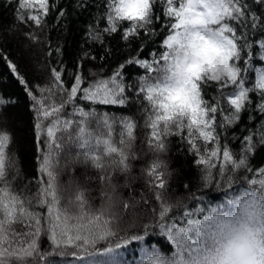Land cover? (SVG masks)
Wrapping results in <instances>:
<instances>
[{
	"label": "snow or ice",
	"instance_id": "1",
	"mask_svg": "<svg viewBox=\"0 0 264 264\" xmlns=\"http://www.w3.org/2000/svg\"><path fill=\"white\" fill-rule=\"evenodd\" d=\"M3 2L31 44L51 13L60 27L70 15L57 0ZM73 11L88 16L84 43L103 48L98 70H84L97 61L87 48L71 70L34 61L37 80L4 58L31 114L35 175L10 124L17 102L0 92V264H264V165L252 163L264 150V0H73ZM118 33L137 49L105 73ZM172 138L197 175L181 197Z\"/></svg>",
	"mask_w": 264,
	"mask_h": 264
},
{
	"label": "trees",
	"instance_id": "2",
	"mask_svg": "<svg viewBox=\"0 0 264 264\" xmlns=\"http://www.w3.org/2000/svg\"><path fill=\"white\" fill-rule=\"evenodd\" d=\"M59 4L66 7L70 15L66 18H62L58 26L55 19V13H51L48 17V27L44 32L37 31V34L41 36L43 43L31 44L24 37V33L28 31L27 28L18 25L15 22V13L11 6L5 5L3 0H0V92L4 95L12 97L16 100L17 104L9 114L10 124L16 134L18 142V154L20 157V163L23 170L29 175H35V161H34V146H33V133H32V121L31 114L27 108V100L22 87L19 85L16 79L13 78L8 65L5 61V57L8 60L16 63L22 72L27 74L28 79L37 80L39 76L34 73L33 62L40 61L38 67L43 71V66L50 60L56 63L60 60L67 66L68 69H73L76 61L82 55L85 48L92 55L97 56V61H85V71H96L101 67L99 62V56L103 55V48L101 46H91L84 43V30L88 20V16L77 15L73 11V0H57ZM51 44L53 50V56L45 59L48 48L46 45ZM108 47L111 49L112 55L106 57L102 62L104 71L112 68L123 57L127 56L129 52H135L137 44L133 43L131 48L124 47V42L119 39V33L108 39ZM59 46L62 49L61 54L55 52V48ZM151 46V45H149ZM143 55V54H142ZM131 72H135V68L130 67ZM71 75V72H69ZM110 111L116 113L126 112V109L109 107ZM247 123L246 114L242 115L241 124ZM237 135H239L243 128L238 126ZM170 146V150L167 156L168 170L171 176L168 177L171 188L174 190L176 197H181L186 194L183 185L188 183L190 186L197 180L195 169L190 164L191 157L186 155L182 151H177V145L175 144V138ZM238 143V142H237ZM235 148L236 145L234 144ZM254 166L264 165V150H259L252 160ZM133 174L139 176V162L137 167L133 169ZM123 182V178H121ZM143 183L142 179H137L133 184V194L139 196V189ZM93 189L92 195L98 194V183L91 185ZM123 197L127 198L129 195L128 189H120ZM96 200L94 203H98ZM131 256V253H128Z\"/></svg>",
	"mask_w": 264,
	"mask_h": 264
}]
</instances>
